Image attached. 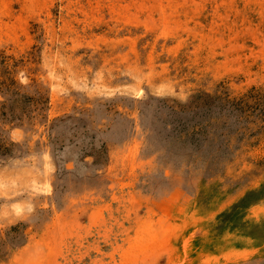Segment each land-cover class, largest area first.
<instances>
[{
	"label": "rangeland",
	"instance_id": "374dc122",
	"mask_svg": "<svg viewBox=\"0 0 264 264\" xmlns=\"http://www.w3.org/2000/svg\"><path fill=\"white\" fill-rule=\"evenodd\" d=\"M0 264H264V0H0Z\"/></svg>",
	"mask_w": 264,
	"mask_h": 264
}]
</instances>
